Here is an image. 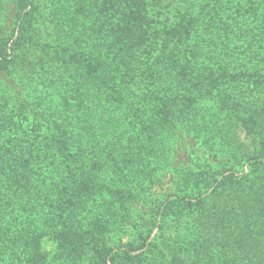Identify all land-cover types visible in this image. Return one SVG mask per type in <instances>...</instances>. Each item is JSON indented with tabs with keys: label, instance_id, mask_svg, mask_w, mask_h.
I'll return each instance as SVG.
<instances>
[{
	"label": "trees",
	"instance_id": "16d2710c",
	"mask_svg": "<svg viewBox=\"0 0 264 264\" xmlns=\"http://www.w3.org/2000/svg\"><path fill=\"white\" fill-rule=\"evenodd\" d=\"M0 7L11 13L0 27V264H148L147 253L158 264L152 242L144 251L143 230L126 242L115 235L176 158L175 126H223L205 132L207 152L218 146L230 159L245 150L228 126H242L258 140L248 159L264 169V0ZM194 169L185 183L192 196L155 211L162 219L186 213L195 225L186 247L167 243L168 264L246 261L250 246L230 228L248 218L264 225V210L219 220L225 208L216 197L226 188L205 197L213 176ZM230 174L223 184L239 185Z\"/></svg>",
	"mask_w": 264,
	"mask_h": 264
},
{
	"label": "rangeland",
	"instance_id": "374dc122",
	"mask_svg": "<svg viewBox=\"0 0 264 264\" xmlns=\"http://www.w3.org/2000/svg\"><path fill=\"white\" fill-rule=\"evenodd\" d=\"M8 9L7 7L5 11L4 8L0 7V27L9 26L8 21L10 19L7 18L11 13ZM2 77L0 80L4 81ZM220 118L222 116L216 115L212 117L211 121L216 125ZM220 127L223 128V126H175L174 129L178 134L169 143L173 147V152L177 153L176 158L168 161L169 165L164 168L159 180L150 189V194L146 195V199L135 202L130 206L131 219L128 224L124 223V228L120 232H117L115 237H120L122 242L131 241L134 238L133 234L136 233L137 228L143 230L142 236L145 238L144 240H147L145 241L144 251L152 242L156 252L154 257L158 261V264H168L171 258L169 254L175 248L176 242L178 247L181 245L186 247V242L193 240L196 232L195 225L186 213L183 215L180 214L178 217L170 213V216L162 219L158 213L155 216V211L159 210L160 205L167 208L171 207L169 202L176 201L179 197L192 196V186L186 187L185 183H191L188 182L189 178L187 176L191 172L189 170L195 171L194 168L197 170L203 169L210 177L213 176L209 184L211 187L208 188L205 197L213 191L215 186L220 187L217 192L221 191V188H226L220 196L218 195L216 197V206L221 201L222 206L225 208V210L217 214L219 220L230 222L233 218L241 214V209L254 208L256 210H264V187L261 188V185L264 186V178L261 177V175L264 176V169L260 168L259 171H256L252 165H255V162L259 159H248L258 150V147H256L258 140H251L245 134L242 126H228L236 131V144L241 148L243 146L245 153L232 159L225 158L217 150L219 149L218 146L214 148V153H209L207 152V147L210 144V139L207 133L215 132ZM205 132H207L206 135ZM201 143L206 149L200 148ZM193 152L201 158L200 162L196 164H192L194 161L183 156L184 153H187L192 154L190 157H194L195 153ZM208 154H210V157H207ZM231 172L234 174H230ZM179 173L181 174L179 175ZM229 174L235 177V180L240 183V186L237 184L231 187V184H223L224 178L229 176ZM195 191L197 192L198 189H195ZM216 193L213 195L214 197ZM210 198L212 197L210 196ZM181 208L183 206L178 207V211ZM213 209L215 210V208ZM126 213V211H122L123 215ZM250 219H246L240 228H230L232 231L242 233L244 239L250 246L247 260L242 261L240 259L236 263L264 264V225L260 224L259 219ZM151 220L153 221L150 223ZM114 240L119 239L114 238ZM167 243L174 248L170 247L168 250ZM42 248L45 252L49 253L48 258L55 259V256H52L55 248V243L52 239L45 238L42 243ZM151 256L148 253L146 254L148 264H151L149 262Z\"/></svg>",
	"mask_w": 264,
	"mask_h": 264
}]
</instances>
